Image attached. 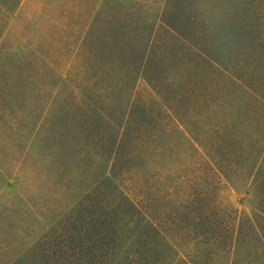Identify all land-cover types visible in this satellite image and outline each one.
Wrapping results in <instances>:
<instances>
[{
    "label": "trees",
    "instance_id": "1",
    "mask_svg": "<svg viewBox=\"0 0 264 264\" xmlns=\"http://www.w3.org/2000/svg\"><path fill=\"white\" fill-rule=\"evenodd\" d=\"M20 1L0 0V155L36 152L69 198L49 215L0 195V264H259L239 258L244 244L254 253L242 231L264 226L257 139L239 112L216 116L209 95L219 77L243 88L237 40L192 44L203 71L196 91L176 98L193 100L183 121L134 104L136 78L153 61L166 65L156 23L127 7L95 8L67 83L30 43H4ZM241 170L254 217L220 197Z\"/></svg>",
    "mask_w": 264,
    "mask_h": 264
},
{
    "label": "rangeland",
    "instance_id": "2",
    "mask_svg": "<svg viewBox=\"0 0 264 264\" xmlns=\"http://www.w3.org/2000/svg\"><path fill=\"white\" fill-rule=\"evenodd\" d=\"M103 5L137 10L144 24L156 23L154 37L160 46L158 55L166 65L157 67L153 61L147 73L136 78L133 93L134 104H143L150 115L160 112L174 119L178 116L188 120L192 114V98L185 96L180 101L176 98L185 92H195L201 79L203 70L195 59L194 54L198 52L195 46L212 50L213 40H237L238 74L243 88L235 90L230 82L219 77L209 95L215 104L221 105L216 116L224 120L239 112L243 119L250 120L260 156L257 161L261 165L260 178H263L264 0H21L8 16L4 43H30L69 83L77 62L82 26L94 9ZM157 72L158 75L149 76ZM203 77L205 81L208 79L206 72ZM21 151V148L8 150L7 158L0 155V195L19 196L39 211L48 210L50 215L49 211L68 200L69 195L55 182L48 181L49 170L37 165L36 152L23 158ZM241 171H244L242 175H232L221 182L220 197L241 214L254 217L257 210L248 186L249 176L245 170ZM260 198L264 199V195ZM257 228L242 231L243 239L253 240L251 252L254 253L248 252L244 244L239 258L260 264L264 263V226Z\"/></svg>",
    "mask_w": 264,
    "mask_h": 264
}]
</instances>
